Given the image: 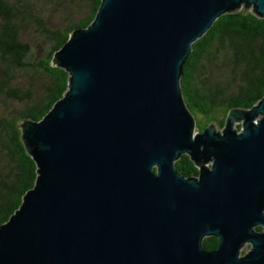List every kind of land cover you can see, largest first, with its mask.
<instances>
[{
	"label": "water",
	"instance_id": "95a60500",
	"mask_svg": "<svg viewBox=\"0 0 264 264\" xmlns=\"http://www.w3.org/2000/svg\"><path fill=\"white\" fill-rule=\"evenodd\" d=\"M239 11L264 0H102L54 55L64 96L20 123L37 179L0 264H264V96L198 131L181 89L192 45Z\"/></svg>",
	"mask_w": 264,
	"mask_h": 264
},
{
	"label": "trees",
	"instance_id": "16d2710c",
	"mask_svg": "<svg viewBox=\"0 0 264 264\" xmlns=\"http://www.w3.org/2000/svg\"><path fill=\"white\" fill-rule=\"evenodd\" d=\"M42 1L0 0V226L20 208L37 179V166L24 145L20 123L41 121L64 96L69 75L53 66L54 55L72 32L93 22L102 2L53 0L55 8L63 11L60 23L51 24L41 10ZM31 29L45 44L33 61L27 38ZM30 73L39 76L40 86L20 83ZM181 89L198 131L212 123L223 129L230 111L256 105L264 96V17L242 11L219 17L192 45ZM175 167L185 177L198 176L187 155ZM218 244L216 237L203 242L207 251Z\"/></svg>",
	"mask_w": 264,
	"mask_h": 264
},
{
	"label": "rangeland",
	"instance_id": "374dc122",
	"mask_svg": "<svg viewBox=\"0 0 264 264\" xmlns=\"http://www.w3.org/2000/svg\"><path fill=\"white\" fill-rule=\"evenodd\" d=\"M76 2H78V0H76ZM43 4V8L41 9L44 14L50 19V23L51 24H59L61 21V17H62V9L60 8H55L54 1L53 0H43L42 1ZM76 6V5H75ZM35 27V26H33ZM34 29V28H33ZM33 29L30 30V35H27V38L30 40V43L32 44V56L29 60H34L36 58V56L40 55L41 53H43V48H45V44L43 42V39H39L36 38V34L33 33ZM29 34V33H27ZM21 76V75H19ZM22 80V81H21ZM21 84L25 85L26 87H29L31 83H34L36 86H40L41 81L39 79V76L34 74V73H30L29 75H23L21 77ZM23 85V86H24ZM199 119H202V117H199ZM239 125H241L240 122H236L234 124V126L237 128ZM249 245H246L244 248V252H247L249 250Z\"/></svg>",
	"mask_w": 264,
	"mask_h": 264
}]
</instances>
